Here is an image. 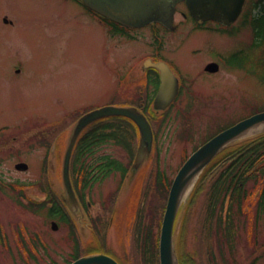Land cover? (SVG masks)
Segmentation results:
<instances>
[{"label":"rangeland","instance_id":"rangeland-1","mask_svg":"<svg viewBox=\"0 0 264 264\" xmlns=\"http://www.w3.org/2000/svg\"><path fill=\"white\" fill-rule=\"evenodd\" d=\"M257 1L249 0L247 11ZM3 18L13 25L5 26ZM242 20L231 30L235 33L223 36L213 33L217 29L213 25L190 33L191 22L175 16L179 31L165 43L162 55L187 77L182 94L170 110L156 112L151 121L154 151L135 171L139 137L134 130L133 156L120 145L107 143L83 159L88 167H99L102 162L97 158L110 156L129 172L120 189L118 172L86 189L90 209L85 216L79 208L70 212L76 228L72 229L69 223L48 218L32 201L39 203L47 195V204L56 201L55 195L65 196L61 162L75 122L72 116L104 105L144 102L141 66L154 57L151 32L144 30L134 40L113 36L71 0H0V264H70L74 255L100 252L121 264H142L141 240L135 239L137 214L143 209L142 227L149 228L158 244L169 192L153 186L156 170L171 183L183 158L218 127L264 111L259 65L248 61L247 70L221 64L216 74L204 71L215 55L226 58L249 50L253 31ZM195 50L200 53L191 54ZM263 51L264 44L247 55L256 60ZM15 67L18 72L13 75ZM262 134L264 125L220 153L233 146L241 149L245 145L241 143ZM220 153L180 201L173 226L178 264H264V210L257 204L264 175L257 183H247L241 209L233 204L228 210L226 195L211 212L209 190L228 164ZM18 163H26L28 169L16 170ZM51 221L58 224L57 231L51 229Z\"/></svg>","mask_w":264,"mask_h":264},{"label":"water","instance_id":"water-1","mask_svg":"<svg viewBox=\"0 0 264 264\" xmlns=\"http://www.w3.org/2000/svg\"><path fill=\"white\" fill-rule=\"evenodd\" d=\"M87 8L116 23L128 27H142L153 22L165 26L172 23L175 5L185 2L191 16L197 21H215L222 25L233 23L239 16L245 0H80ZM161 71L160 86L154 100L156 110H166L178 93L176 80L164 64L156 65ZM217 71L216 65H211ZM107 117H124L131 120L139 132V144L133 170H136L149 156L153 134L146 117L135 108L107 106L82 116L75 124L63 158L62 179L66 202L71 209H77L71 182L69 165L72 150L80 134L94 122ZM264 125V112L257 113L220 132L195 152H193L177 172L172 181L159 236V264H178L173 246V226L179 204L185 189L193 182L207 165L231 142L248 131ZM26 170L25 164L16 166ZM52 228L56 229L53 223ZM71 264H118L109 256L91 255L82 257Z\"/></svg>","mask_w":264,"mask_h":264},{"label":"trees","instance_id":"trees-1","mask_svg":"<svg viewBox=\"0 0 264 264\" xmlns=\"http://www.w3.org/2000/svg\"><path fill=\"white\" fill-rule=\"evenodd\" d=\"M252 9H259L257 16L252 14ZM243 22L250 24L253 31V40L251 45L248 47L249 53L254 50H259L264 44V0H259L256 3H253L251 10H248L245 13V20ZM248 61L255 64L256 66L259 65V68H262L260 69L262 77L260 76L259 79L264 84V76L262 74L264 71V51L263 54L256 60H252V58L247 55L246 52H237L231 56V59L227 64L231 68L241 69L246 68ZM147 105L148 103L144 102L143 104L137 103L135 106L141 109V111L149 118L150 121H153L155 120V115L147 109ZM227 127H229V125L218 127V130L215 134L223 131ZM132 130L137 133L136 127L127 118L109 117L97 121L83 132L75 145L72 157L73 174L76 177V182L80 181L79 183L83 191L88 188L91 189L90 187H92L94 183L104 180L113 172L120 173L122 180L124 179L125 175L127 174V168L124 167L119 160L113 159L110 156H99L97 159L99 162H102L99 167H93L91 164L88 167L85 165V162L82 161L87 155L94 156L95 151L107 143L120 145L126 152H129V154L133 156V142L131 137ZM211 137L212 136H210V138ZM241 144H245L241 149L240 147L234 148L233 146L227 148L219 155H226L225 157L222 156L221 158H226V160H228V164L219 173L215 181H213V184L209 190V205H211V212H213L215 209L213 204L220 203L222 205L226 195L229 196L228 210L231 209L233 204H237V207L241 209L242 203L248 195L245 188L247 183L250 181L257 183L264 175V134ZM219 156L217 158H219ZM185 159L186 157L183 158V161ZM154 179L155 188L163 190L169 188L170 182L167 181L164 174L160 170H156ZM258 200V206L264 210V188ZM50 204V217L52 219L58 218L60 221L67 223L68 220L63 212V209H61V206H59V204L54 201H50ZM142 213L143 209L140 210L136 217L135 237L136 240H139L138 238L141 240L139 245L142 264H159L157 248L158 244L153 240V236L150 235L149 228L144 229V227H142L144 218ZM212 218L213 215L210 213L209 220ZM220 221L221 218L219 217L217 222L220 223ZM76 258H78V256L74 255L73 260Z\"/></svg>","mask_w":264,"mask_h":264},{"label":"flooded vegetation","instance_id":"flooded-vegetation-1","mask_svg":"<svg viewBox=\"0 0 264 264\" xmlns=\"http://www.w3.org/2000/svg\"><path fill=\"white\" fill-rule=\"evenodd\" d=\"M71 1H73L77 5L81 6L76 0H71ZM177 14L180 15L184 19V21L191 20V19H189L186 11L183 10V9H179L178 8L176 15ZM89 15L92 17L93 20H96V21L99 22V20H98V18H97L96 15H94L93 13H91V14L89 13ZM2 21H3V24L5 26H12L13 25V22L11 20L9 21L6 18H3ZM99 23L100 24H103V22H99ZM190 25H191V28L189 30L190 33L191 32L192 33L193 32H197V31H203V30L205 31V30L208 29L207 28L208 26L213 25V26H215L217 28L216 31H214L213 33L226 36L227 29H228V27H222V26H219V25L214 24V23L213 24H208L207 22L206 23H197V22H194L193 20H191V24ZM146 27H144L142 29H131V30L132 31H137L138 33H140L143 29H148L149 28V30H150L149 32H151V34H150L151 39H152L151 46H152V50L154 52V54H153L154 55V58L156 56H159V57H162L165 60L164 61V60H160V59L159 60L158 59H154L151 56V57H148L147 59H145L142 62V66H141L142 68L141 69H142V74H143L144 82H145V84H147L146 87L152 89V93H150L151 91L149 90V93L151 94L150 96H154L156 94V91H157L158 86H159V73L156 70L153 69V65H152L153 63H156V62H159V61H163V62H165L169 66V68L174 73H176V71H177V74L179 76H181L180 70H178L177 68H175L177 66L174 67L173 64L171 63V61L168 58H166L164 55H162V50H164L165 43H167L168 40L171 39L170 37L172 35L176 34L179 31V27H178L177 24L176 25H172L170 29H167V28H165V27H163V26H161L159 24H153V25H149V26H146ZM156 28H159V29H156ZM197 53H200V51L199 50L191 51V54H194L195 55ZM213 59H214V61H211L210 63H218L219 64L218 71H219L220 70V65H221L223 59H222L221 56H218V55H215L213 57ZM147 60H149L150 62L145 63ZM210 63H207L206 66H208ZM206 66H205V68H206ZM13 70H16V72L12 71V74L15 75L18 72V70H17L16 67ZM204 71L208 75H213V74H216L217 73V72H207L206 70H204ZM177 78H178V80L180 82L179 77H177ZM180 88H181V84H180ZM178 98H179V96H178ZM177 101L178 100H176V102H174L171 107H174L177 104ZM49 208H50L49 204H46L45 205V203H44L43 210L46 211V214H47L46 216L47 217H49Z\"/></svg>","mask_w":264,"mask_h":264},{"label":"bare ground","instance_id":"bare-ground-1","mask_svg":"<svg viewBox=\"0 0 264 264\" xmlns=\"http://www.w3.org/2000/svg\"><path fill=\"white\" fill-rule=\"evenodd\" d=\"M192 183H193V182H191V183H190V185H192ZM188 187H190V186H188ZM188 187H187V188H188ZM187 188L185 189V191H186V192L188 191V189H187ZM186 192H184V194H183L182 198L184 197V195H185V193H186Z\"/></svg>","mask_w":264,"mask_h":264}]
</instances>
